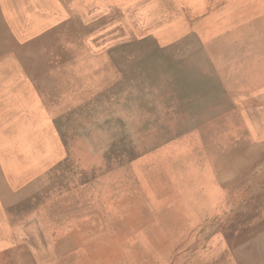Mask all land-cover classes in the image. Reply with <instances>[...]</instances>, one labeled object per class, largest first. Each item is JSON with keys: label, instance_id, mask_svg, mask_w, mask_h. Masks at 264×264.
<instances>
[{"label": "rangeland", "instance_id": "obj_1", "mask_svg": "<svg viewBox=\"0 0 264 264\" xmlns=\"http://www.w3.org/2000/svg\"><path fill=\"white\" fill-rule=\"evenodd\" d=\"M87 2L116 28L69 58L67 111L47 122L61 140L20 143L41 187L18 207L0 202V257L19 247L8 264H196L203 233L264 194V0ZM122 22L135 26L125 40ZM248 155L240 196L242 177L224 168Z\"/></svg>", "mask_w": 264, "mask_h": 264}, {"label": "bare ground", "instance_id": "obj_2", "mask_svg": "<svg viewBox=\"0 0 264 264\" xmlns=\"http://www.w3.org/2000/svg\"><path fill=\"white\" fill-rule=\"evenodd\" d=\"M93 6L94 3L89 4L87 0H0V202H4V208L24 204L36 196L41 187L35 181L41 164H22L20 143L41 148L43 140L51 142L56 138L47 122L62 119L67 111L68 90L73 87L67 63L72 53L78 51L84 41L96 38L101 26L112 32L116 28L113 23L117 19L107 18L101 11L104 9L88 10ZM134 29L135 26L122 22L116 33L123 37L119 39L125 40V33ZM56 139L61 140V137ZM249 156L228 161L224 168L225 174L237 171L242 177L236 187L240 196L249 188L247 184L254 174L247 169L248 163H254V158ZM3 158L11 160L8 169L3 161L2 172ZM261 164L264 170V163ZM15 167L32 174L28 180H14L9 172ZM202 236L205 243L196 264H264V194L240 209L236 207L235 216L219 226L209 227ZM23 250L12 247L2 254L0 264H8L9 260L13 263ZM16 263L23 264L19 260Z\"/></svg>", "mask_w": 264, "mask_h": 264}]
</instances>
